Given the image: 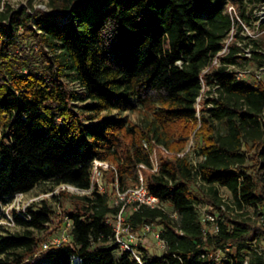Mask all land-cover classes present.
<instances>
[{"label":"trees","instance_id":"obj_1","mask_svg":"<svg viewBox=\"0 0 264 264\" xmlns=\"http://www.w3.org/2000/svg\"><path fill=\"white\" fill-rule=\"evenodd\" d=\"M253 1L48 0L50 11L31 4L32 13L5 3L0 218L7 200L41 183L71 185L92 191L66 215L72 223L68 242L47 250L53 264H264L258 250L264 232L253 231L249 220L226 216L223 206L231 208L219 192L227 189L238 210H264V82H240L224 66L203 74L233 28L227 6L234 4L246 19ZM24 45L33 52L22 50ZM239 51L234 43L222 64H241ZM202 79L209 90L198 115ZM139 110L153 115L146 128L121 115ZM114 111L120 114L102 116ZM197 126L196 166L190 154L181 158L161 148L179 153ZM177 129L180 137L172 141ZM252 149L257 163L249 167ZM154 152L159 171L141 170L144 184L174 214L165 206L128 210L133 232L160 226L165 242L161 256L138 244L139 262L115 244L120 208L97 183L92 188V165H116L120 187L129 188V180L139 182V165L152 166ZM198 182L212 200L193 190ZM201 205L223 213L215 232L201 216ZM27 212L29 221L15 217L29 229L25 234L0 235V264H34L26 262L39 243L31 231H45L54 212L46 201Z\"/></svg>","mask_w":264,"mask_h":264},{"label":"rangeland","instance_id":"obj_2","mask_svg":"<svg viewBox=\"0 0 264 264\" xmlns=\"http://www.w3.org/2000/svg\"><path fill=\"white\" fill-rule=\"evenodd\" d=\"M5 3H8L14 9H22V7H27L29 8V12L31 13H32L31 11L32 6L35 9L42 10L44 12L50 11V8L48 7V0H3L1 2L0 10L5 8L4 7ZM228 6L234 8L235 11L233 12V15L235 16V18L237 19V16H239L242 20V22L239 23L240 28L238 30L240 31V35L243 36L242 32L248 36L249 34L253 36L258 35V39H257L258 45L260 47V50L264 52V0H254L253 2L248 3L247 8L245 9L246 19H243L241 17V11L234 4H229ZM237 25L236 28L238 27ZM22 50H24L26 53L30 51L29 47H26V45L23 46ZM31 52L33 51H30V53ZM249 67L255 69L257 67V64L251 63L249 64ZM65 80L67 82H70V80L67 78H65ZM69 86L71 89H75L77 91L82 92L81 87L76 81L73 82L71 81ZM207 91L208 88L205 87V90L203 91L201 98H199L200 101H198L197 103V110H200L202 108L205 100L207 99ZM116 114H120V113L116 111L112 113L104 112L102 113V116L116 115ZM121 115L127 118L131 123L142 128H146L148 125L151 124L153 120V115L146 113L143 110H139L137 112H125V113H121ZM198 130H199V126H197L195 129L192 130L191 134L187 137V141L185 143L184 149H182V151L180 152L189 150L190 155L194 154V149L198 144V138H197ZM174 134L175 136L172 138V141L173 139L175 140L180 137L178 129L175 131ZM0 139H1V131H0ZM171 153L172 155L178 154L174 152ZM154 154L156 155V153L154 152L152 154L153 157ZM255 155H256V150L252 149L250 152L251 159L248 161L247 166L252 167L257 163L256 160L253 159ZM154 159L157 160V155L155 156ZM111 165H113L116 169V165L114 164ZM250 172L252 173L253 170H250ZM140 174H142L141 170L139 171V175ZM102 184L104 185V192H107L109 194L110 202L112 201L114 202L115 188L119 184L117 171L115 170V173L114 172L107 173L104 176ZM128 184L129 187L136 185V183H133L131 180L128 181ZM193 190L198 194L205 196L207 200L209 201L212 200V196L210 194L209 188L202 185L200 182L193 185ZM219 192L222 200L226 204H228L231 208L228 209L227 207L223 206V211L226 216H229L230 218H238L240 220H244V219L249 220V224L251 225V229L253 231H257L261 233L264 232V223H263L264 215H262L264 214V210L262 211V214L261 212L257 213L252 208H245L243 210H238V208L233 202L231 193L227 189L220 188ZM90 193L91 192L88 191L78 193L76 191H72L64 187V185L53 187V185L49 182L41 183L30 193L19 194L14 198L7 200L4 203L2 210L3 215L0 218V235L11 236V235L25 234L29 229L17 223L15 219L16 215H18L19 212H22L24 210L27 211L31 207L41 205L43 201L48 202L49 206L52 208L54 212L52 216V222L43 232H38L34 230L31 231L33 236L39 240V243L35 253L32 256H29L26 262H33L34 264H53L52 261L46 255L47 249H45V244H48L49 247L53 246L55 241L61 239L63 234L69 233L67 226L64 223V218L66 217L68 212H73L76 210V208L82 206L83 202L79 199L80 196H87ZM55 196H57V198H55ZM165 208L167 212L174 214L171 206L166 205ZM199 210L203 219H206L207 215L213 214V216L218 218V216L220 217L223 214L215 209H212L208 205H201ZM213 228L214 225L210 228V231H212ZM161 229L162 228L160 226H154L153 231L144 234L139 241V244H141L143 248L147 249L153 256H161L165 250L158 237ZM258 250L260 253L264 254V241L260 244ZM76 263L77 262L75 261V264Z\"/></svg>","mask_w":264,"mask_h":264},{"label":"built area","instance_id":"obj_3","mask_svg":"<svg viewBox=\"0 0 264 264\" xmlns=\"http://www.w3.org/2000/svg\"><path fill=\"white\" fill-rule=\"evenodd\" d=\"M233 7L227 6L226 8V14H228L232 21H233V28L230 31L228 37L224 41V46L222 50L217 54V56L213 59V62L210 67L204 70L203 74H206L210 72L212 68H219L221 66H224L226 68V72H229L233 74L236 78V80L240 82H264V52L260 50V47H256V43H258V35H245L243 32V36L240 35L239 23L242 22L241 18L237 16V19L233 15L234 12ZM238 24V25H237ZM236 25L238 26L236 28ZM237 30V31H236ZM236 32V33H235ZM239 37H238V35ZM236 44L238 48L240 49L238 56L243 58L241 64H222L221 58L227 56L231 51V46L233 44ZM256 54H259L261 58L256 59ZM262 60V62H261ZM257 64V67L255 69L249 67V64ZM203 84V91L205 90L206 83L202 79ZM209 90V87H207ZM215 88H218L216 86ZM202 93L199 98H201ZM198 98V101L200 99ZM197 101V103H198ZM199 115V110H198ZM145 148H147V145L145 144ZM167 155H172L170 151L165 149L164 147H161ZM189 153V150L179 152L177 154L178 157H184ZM152 156V166L149 168L146 165H139L140 170L144 169H150L153 173H157L159 171L158 162L155 158ZM192 163L196 166L197 160L194 157V155H190ZM114 169L115 167L111 165L108 162H103L99 160H95L92 165V188L94 183H97L99 191L104 192V185L102 184V181L105 176V172L109 169ZM64 187L76 191L78 193L80 192H91L90 190H80L78 188H75L71 185H64ZM113 204L120 208L118 214L115 217V244L120 248V250L123 251H129L139 262H141V257L139 255V252L137 250V246L139 244V241L141 237L149 232L153 231V227L150 225H145L143 228L138 232H133V228L128 222V210L130 208H133L134 210L140 208L141 206H146L149 208H158L162 209L164 208L165 204L155 195H152L148 192V190L145 187L144 184V178L142 174L139 175V182L129 188H121L118 184L115 188V196H114V202ZM18 215L23 218L26 221L31 220V215L26 211L19 212ZM67 222V229L68 232H70L71 228V220L66 217L65 218ZM207 220L212 222L214 224V228L212 232H215L218 227L216 225V217L213 215H207ZM159 237V235H158ZM160 239V237H159ZM69 240V233L63 234L61 239L56 240L54 245L61 244L62 242H68ZM160 242L162 246L165 248V242L160 239ZM51 247V246H50ZM48 244H45V249H50ZM81 261V260H78Z\"/></svg>","mask_w":264,"mask_h":264}]
</instances>
